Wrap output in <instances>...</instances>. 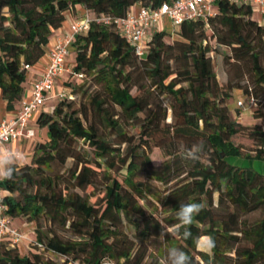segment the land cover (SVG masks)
Instances as JSON below:
<instances>
[{
    "label": "trees",
    "instance_id": "16d2710c",
    "mask_svg": "<svg viewBox=\"0 0 264 264\" xmlns=\"http://www.w3.org/2000/svg\"><path fill=\"white\" fill-rule=\"evenodd\" d=\"M163 1L170 0H0L5 109L21 98L24 65L42 56L51 31L75 3L93 15L121 16L133 3L154 7ZM213 4L212 16L184 20L172 34L153 30L140 57L113 25L90 22L73 35L72 72L80 76L65 81L71 97H58L50 112L37 114L45 139L33 144L26 163L7 165L16 169L12 179L0 180L8 214L33 222L38 248L63 256L61 264H164L170 247L182 249L193 264H264V175L228 161L241 155L231 141L239 132L255 144L243 157L264 161V122L240 124L225 102L228 91L240 87L253 97V106L258 103L264 39L246 3ZM215 46L228 50L221 61L223 84L213 70ZM245 74L249 84L241 87ZM160 96L169 99L167 106ZM255 112L256 118L264 115L258 107ZM123 121L135 126L137 143ZM100 126L116 139L105 137ZM200 141L199 159H186L185 151ZM150 146L161 150L160 163L151 162ZM95 190L101 195L91 201ZM191 202L204 207L188 230L192 237L215 238L211 254L171 232L180 204ZM258 209V218L246 219ZM44 220L66 226L75 238L42 229ZM0 264L57 263L0 243Z\"/></svg>",
    "mask_w": 264,
    "mask_h": 264
},
{
    "label": "built area",
    "instance_id": "2783aa9c",
    "mask_svg": "<svg viewBox=\"0 0 264 264\" xmlns=\"http://www.w3.org/2000/svg\"><path fill=\"white\" fill-rule=\"evenodd\" d=\"M213 1L170 0L163 1L154 7L133 3L121 16L93 15L87 11V14L70 25L68 32L61 34L54 40L46 51L47 61L40 76L30 82L25 97L20 101L19 108L10 117L0 120V133H4L0 136V146L21 136L30 137L32 135V131L27 125L31 118L40 112L46 98L54 95L71 97L68 88L67 92H54L55 80L64 69V56L67 53V46L71 44L73 35L85 32L90 22L113 25L132 47L135 55L140 57L145 52V41L149 39L153 30H163L161 28L167 22L168 30L172 31L169 33H173L179 23L184 20H204L215 13ZM234 1H242L250 7L251 15L253 12L254 19L261 26L264 39V0ZM30 66L24 65L26 71ZM74 75L80 76V74L71 72L70 76ZM253 105L254 99L249 94H244L241 100L235 101V107L242 110L250 109ZM3 149L8 151L5 147ZM4 194L5 191L0 188V243L10 246L25 244L26 246L39 247L40 244L34 241V238H30L25 231L13 223L12 217L7 212Z\"/></svg>",
    "mask_w": 264,
    "mask_h": 264
},
{
    "label": "rangeland",
    "instance_id": "374dc122",
    "mask_svg": "<svg viewBox=\"0 0 264 264\" xmlns=\"http://www.w3.org/2000/svg\"><path fill=\"white\" fill-rule=\"evenodd\" d=\"M253 15V12H252ZM164 20V19H163ZM163 30H167V32H169V25L167 24V22H165L164 26H162ZM172 32V31H170ZM172 34V33H171ZM170 37H174V35H170L168 37H166L165 39L167 41L170 40ZM228 50L226 48L223 47H219V46H215V50L213 51V70H214V74H215V78L216 81L220 84H223L226 80V76L224 74L223 71V66H222V56L227 53ZM248 85L249 84V78L247 76V74H245L240 80H239V85L242 87V85ZM87 85V83H86ZM88 89H92L93 86L88 85L87 86ZM256 98L258 103H256L255 106H252L250 109H239L237 107H235V101L236 100H241L244 97L242 88H237L234 87L232 89H230L228 91V97L225 99L226 105H227V109L229 110V113L231 114V117H233L234 119H236L240 124L242 125H246V126H250L252 124L255 123H259V124H263L264 122V115L256 118L255 117V108L258 107L259 111L264 114V90L261 91H257L256 92ZM75 100L78 101L80 99L79 94H75L74 95ZM162 106L168 105L169 99L167 97L164 96H160L159 97ZM166 121H170V110L167 108L166 109ZM123 128H125V130L133 135L131 136L133 139L132 141L137 143L138 142V138L136 136V129L135 126L130 125L128 122L123 121ZM101 127V133L107 137L108 139H116V136L114 135V133L111 130H108L105 126H100ZM231 141L234 144H237L238 146H240V153L241 155L238 157H230L228 158V161L232 164L238 165V166H244V167H248L260 174L264 175V161H260V160H255V159H246L245 157H243V154L245 153H253V150L255 149V144L252 142L251 139H249L243 132H239L235 135H233L231 137ZM83 145V144H82ZM85 147V146H83ZM148 156L151 160L152 163L154 164H158L160 163L165 157L163 156L161 150L158 147L155 146H150V148L148 149ZM66 165H68V162L66 163ZM96 170H101V167L99 168H95ZM100 174H98L97 177V187L100 183ZM156 185H160L159 183H156ZM98 188H96L97 190ZM96 190L94 191V193L90 196V200L94 201L96 199V197L100 196L101 193H97ZM215 197V194H213V198ZM261 210H255L252 211L248 214L245 215L246 219L251 221L254 220L256 218H258L261 215ZM13 221L16 222L17 225L21 226L22 228H29L31 227V229L33 230L34 223L28 221L27 219L21 217V216H16L12 218ZM23 224V226H22ZM42 229H49L50 233H55L58 237H60L61 239H66V238H75L74 235L71 234V232L66 229L65 227H61L60 225L54 224V223H47V221H43L42 223ZM128 232V234H130V231L127 229L126 230ZM16 248V250L18 251L19 254H24L27 252H33V253H37L39 259H50L51 261L57 263V264H61L64 257L55 253H52L48 250L45 249H40L37 246H30V245H25V244H19L18 246H14ZM197 249V248H196ZM67 264H78L76 261H70ZM159 264H162L161 261H159Z\"/></svg>",
    "mask_w": 264,
    "mask_h": 264
},
{
    "label": "crops",
    "instance_id": "0c3cea01",
    "mask_svg": "<svg viewBox=\"0 0 264 264\" xmlns=\"http://www.w3.org/2000/svg\"><path fill=\"white\" fill-rule=\"evenodd\" d=\"M85 14H87V10L82 5L76 4V3L73 5L72 10L65 12L64 18H63L62 22L60 23V25L51 31V34L47 40V43L45 44L44 52H43L42 56L33 65H31L30 68L27 70L26 75H25V79L23 81V91H22L21 98L19 101H17L14 104V108L11 110L5 109V107H4L5 102L0 97V120L10 117L19 108L20 101L25 97L27 89L30 85V82L33 79H36L40 76V73H41V71H42V69H43V67L47 61L46 51L51 46V44L54 42V40L58 36H60L61 34L68 32L70 25L75 20L83 17ZM252 17L254 18L255 15L253 14ZM73 57H74V51H73V48L70 44L67 46V53L64 56V69H63L62 73L55 80V84H54V92L55 93H58L60 91L67 92V87L65 85V81L68 78H70V74L72 72ZM57 98H58L57 95L50 96V97L46 98L43 101L40 112L41 111L42 112H50L55 101L57 100ZM36 116L37 115H34L27 125V127L30 128L32 131V135L30 137L21 136L17 139H14V140H11V141L5 143L3 146H0V148L5 147L8 151L20 152L23 155L24 159L22 161L18 162L17 164L26 163L29 159L31 148H32L33 144L36 141H41V140L45 139V128L37 126V124L35 122ZM13 223L16 226H19L16 224L15 221H13ZM22 226H23V224H22ZM19 227L23 231H25L30 238H34V234H33L31 227H29V228H22L21 226H19Z\"/></svg>",
    "mask_w": 264,
    "mask_h": 264
},
{
    "label": "clouds",
    "instance_id": "9594fccd",
    "mask_svg": "<svg viewBox=\"0 0 264 264\" xmlns=\"http://www.w3.org/2000/svg\"><path fill=\"white\" fill-rule=\"evenodd\" d=\"M4 133H0V136ZM204 150L203 141L198 142L191 150H186L184 157L192 161L199 159ZM24 159L20 152L6 151L0 148V180H10L13 177L15 168L7 167L8 164H17ZM203 204L197 202L182 203L176 213L178 225L171 230L172 234L179 235L183 239L192 238L195 246L204 254H211L216 247L215 238L211 235L192 237L188 226L192 224L193 219L203 210ZM181 229H184L181 231ZM164 264H193L192 257L177 247H170L166 250Z\"/></svg>",
    "mask_w": 264,
    "mask_h": 264
}]
</instances>
